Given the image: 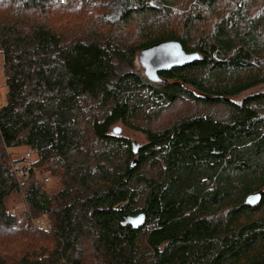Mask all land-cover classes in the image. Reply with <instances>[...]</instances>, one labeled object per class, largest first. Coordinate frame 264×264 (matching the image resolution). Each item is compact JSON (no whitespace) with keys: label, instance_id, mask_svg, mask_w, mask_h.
Returning a JSON list of instances; mask_svg holds the SVG:
<instances>
[{"label":"trees","instance_id":"16d2710c","mask_svg":"<svg viewBox=\"0 0 264 264\" xmlns=\"http://www.w3.org/2000/svg\"><path fill=\"white\" fill-rule=\"evenodd\" d=\"M111 1L0 0V264H264V0ZM167 41L199 59L156 82ZM178 100L225 115L147 126Z\"/></svg>","mask_w":264,"mask_h":264},{"label":"rangeland","instance_id":"374dc122","mask_svg":"<svg viewBox=\"0 0 264 264\" xmlns=\"http://www.w3.org/2000/svg\"><path fill=\"white\" fill-rule=\"evenodd\" d=\"M124 0H113L109 2V10L106 13V15H112L110 16L109 20L113 21L119 18V16L122 13V8H123V2ZM92 11V10H91ZM107 11V10H106ZM139 56V55H138ZM137 56L136 58V67L140 69L143 73L146 71V69L143 67L142 62L140 61L139 57ZM144 68V69H143ZM158 82V81H156ZM258 88L252 89L243 95L237 97V100L241 99L243 96L257 91ZM6 92H7V87L5 86V74H4V67H3V55L0 53V107L5 104L6 101ZM207 114V113H212L215 117L219 118L224 116V110L222 107L218 106H209V105H204V104H198L194 105L193 103L188 102L187 100H178L175 103H173L171 106L167 107L155 120H153L151 123H149L147 126L151 129H160L163 127H166L173 123L176 119L181 118L186 115H193V114ZM118 128V132H114V129ZM112 131L119 135V136H124L126 138H129L133 144H135L137 147L141 145L142 143L145 142V137L143 134L132 131L129 129L124 128L120 124H116ZM27 152L26 148H18L13 150V157L15 158H20L25 155ZM35 158V157H34ZM35 160V159H34ZM40 179H45L47 180V186L54 190L57 187V180L53 178L51 175L48 173L44 174H39ZM19 197H14L13 200H11L10 205L13 206L15 209L22 208L21 202L19 200ZM8 240V241H6ZM3 241L0 242V250H8L10 249V252L15 251L17 249H23L26 248L25 246L28 245L27 241L22 238L18 239H12V238H6ZM4 254V253H2Z\"/></svg>","mask_w":264,"mask_h":264},{"label":"water","instance_id":"95a60500","mask_svg":"<svg viewBox=\"0 0 264 264\" xmlns=\"http://www.w3.org/2000/svg\"><path fill=\"white\" fill-rule=\"evenodd\" d=\"M110 15H107L109 19ZM112 22H115L113 20ZM139 59L142 62L143 67L146 69L145 74L154 81H159V72L167 71L175 67H182L189 62H193L199 59V55L196 53H186L180 43L176 41L161 42L154 45L139 54ZM143 68V69H144ZM118 128L114 129V132H118ZM138 147L135 146V152ZM261 193H255L247 197L245 204L256 205L261 200ZM145 222V216L139 214L130 221V225L134 229H138Z\"/></svg>","mask_w":264,"mask_h":264},{"label":"built area","instance_id":"2783aa9c","mask_svg":"<svg viewBox=\"0 0 264 264\" xmlns=\"http://www.w3.org/2000/svg\"><path fill=\"white\" fill-rule=\"evenodd\" d=\"M24 162L26 165H29L32 163V155L31 153H27V155L24 157ZM17 169V167H16ZM23 173V170H20V175Z\"/></svg>","mask_w":264,"mask_h":264}]
</instances>
